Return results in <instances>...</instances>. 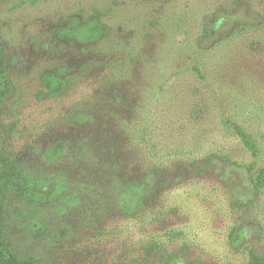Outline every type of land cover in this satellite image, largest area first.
<instances>
[{"label": "rangeland", "instance_id": "obj_1", "mask_svg": "<svg viewBox=\"0 0 264 264\" xmlns=\"http://www.w3.org/2000/svg\"><path fill=\"white\" fill-rule=\"evenodd\" d=\"M0 50L36 200L7 195L0 264L264 258V0H0Z\"/></svg>", "mask_w": 264, "mask_h": 264}, {"label": "trees", "instance_id": "obj_2", "mask_svg": "<svg viewBox=\"0 0 264 264\" xmlns=\"http://www.w3.org/2000/svg\"><path fill=\"white\" fill-rule=\"evenodd\" d=\"M92 24L94 29L99 27V24L95 21H93ZM4 59L5 55L3 51L0 50V103L1 100L7 97L11 91V81L6 73ZM241 134L245 135L243 132H241ZM243 142L245 145H247V147L253 148V144L244 136ZM13 186L17 188V192L20 197L30 199V201H36L35 198H30L27 186L15 183V169L13 166L8 165V159L2 154V151L0 150V251L10 259L13 258V254L6 244L4 204L7 195L13 191ZM32 263V260L26 262V264ZM249 264H264V258L255 254H251L249 257Z\"/></svg>", "mask_w": 264, "mask_h": 264}]
</instances>
